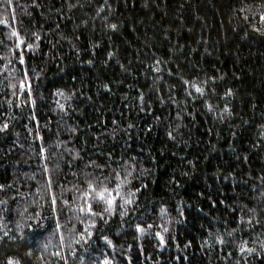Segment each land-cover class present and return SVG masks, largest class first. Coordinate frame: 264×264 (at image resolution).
<instances>
[{
  "label": "trees",
  "instance_id": "16d2710c",
  "mask_svg": "<svg viewBox=\"0 0 264 264\" xmlns=\"http://www.w3.org/2000/svg\"><path fill=\"white\" fill-rule=\"evenodd\" d=\"M37 4L0 0V19L8 21L0 24V124L9 123L0 132V184L6 186L0 189V201H5L0 215L10 235L17 236L14 241L0 239V264L10 256L20 264H63L51 255L57 250L67 264H92L100 249L70 239L72 224L80 228L75 219L62 228L61 247L58 235L49 243L52 221L35 216L37 211L50 216L49 180L58 199L63 193L72 200L69 190L82 181L81 173L100 172L85 169V164L107 163L108 153L117 160L137 158L133 175L139 179L130 178L128 190L147 185L136 194L128 215H115L95 230L113 241L114 251L108 254L114 264H128L129 259L130 264H264L259 244L255 253L238 251L242 239L249 247L264 239V218L252 227L238 221L245 205L264 206V34L251 27L254 23L264 29L252 16L262 10L257 0ZM12 28L21 36L35 32L41 37H29L34 49L22 47L23 66L9 55L10 49L15 51ZM23 67L32 76L34 106L21 104L27 97L11 87L23 78ZM185 80H207L205 95ZM57 89L64 96L54 95ZM228 89L232 95L225 97ZM225 104L231 115L220 111ZM161 207L167 210L163 215ZM30 214L32 229L24 227L20 239L15 226ZM136 223L154 227L140 235ZM156 232L164 237L162 246ZM217 234L224 236V244L215 242ZM93 241L100 243L95 236ZM43 243H48L47 251Z\"/></svg>",
  "mask_w": 264,
  "mask_h": 264
},
{
  "label": "snow or ice",
  "instance_id": "6c2138e0",
  "mask_svg": "<svg viewBox=\"0 0 264 264\" xmlns=\"http://www.w3.org/2000/svg\"><path fill=\"white\" fill-rule=\"evenodd\" d=\"M8 4L12 3V0H7ZM33 4H37V0H32ZM37 6H39L37 4ZM76 5L69 4V7H75ZM105 7L104 4L100 5V8ZM257 7H259V12H253L252 16L254 18L258 17L259 23L261 25H264V0H257ZM99 11V9H98ZM241 12L244 11L243 8L240 9ZM105 19H107L105 17ZM247 19V16L245 17ZM0 24H8L7 20L0 19ZM111 29H116V24H109L107 25ZM251 27L256 32H260L261 34H264V29L261 27H257L256 24H251ZM10 35L12 37H15V43L13 44V50H9V55H15L18 58L19 64L21 66L25 65V57L24 52L22 51V47L27 48L29 50L34 49L37 47L34 43H29L28 39L29 37H34L35 41H39L41 39L40 35H38L35 32L28 33L25 36H21L20 32L16 28H12ZM4 42L0 41V45H2ZM114 54L112 52L108 53V56L111 57ZM6 59V57H4ZM8 63H11V61H7ZM91 63V61H88ZM159 63V61H157ZM3 69H0L2 71ZM23 78L18 80L17 84L12 85L14 89H17L18 92L21 95H24L27 97L26 100L21 101V104H31L35 105V100L32 98V76L29 75V69L26 67H23L21 69ZM156 71H159V68L156 69ZM33 74L35 76H39V73H35L34 70H32ZM214 79V78H210ZM184 83L186 85H189L190 87L195 89V92L198 93L200 96L205 95V87L203 85H206L208 83L207 80L197 83L196 81H188L185 80ZM104 88H108V85L105 84L103 86ZM187 92L188 90L185 89ZM214 91V90H213ZM13 95H16V92H13ZM54 95L57 96H64V92L60 89H57ZM188 95L191 96L192 93L188 92ZM232 95V90L228 89L226 92H224V96H230ZM142 98V97H141ZM206 107L209 109V111H212L213 106L210 103L205 102ZM20 105L18 104L17 107ZM57 106L61 110H65V105L59 103L57 101ZM222 113H227L231 115L230 106L228 104H225L223 109L220 110ZM9 123L4 122L3 124H0V132L5 131L8 129ZM73 132L76 131L75 128L71 129ZM168 135L171 137L172 133L169 132ZM261 137H264V131L260 133ZM67 143V142H62ZM59 147V145H57ZM45 149L41 148V153H43ZM77 157H79V152L77 151L75 153ZM247 159V157H245ZM107 163L104 164H97L95 161H88L85 164V169H88L89 167L93 169H99L100 172L98 175L95 173H90L88 171H83L81 173V176L83 177L82 181L78 183V185H74L73 189H70L69 191H72L73 197L72 200L64 199L63 193H61V198L58 199L55 192L52 191V184L51 180L48 182V195H49V211L50 216L42 217L40 212H36V219H50L52 221V224L54 226L53 232L49 234V243L51 242V237L53 235H58L59 242L61 247L65 246V236L63 234L62 228L71 223L73 219H75L76 222L80 225V228L76 227V224L73 223L72 227L68 229L69 232L73 233V236L70 237V239L73 240V242L76 245H89L91 247L93 244H95V248L100 249V251L96 252V259L92 261V264H114L113 258L108 254V250L112 249L114 251V244L113 241L109 238L107 235H96V229L102 225H106L109 222V218L119 215L120 217H124L128 215V208L129 206H133L137 203V193L141 191V188H146L147 185L141 184L140 188H135L132 190H128V186L131 184V179H139V177H136L133 175V173L136 171V157H130L129 159L125 160L123 158L120 159H114L112 157L111 153L107 154ZM191 163V161H189ZM112 165H115L113 167ZM105 171H107V175H105ZM142 174L146 173V170L141 169ZM261 179V185L264 186V178ZM6 186L3 184H0V189H4ZM260 195L264 197V192H261ZM5 201H0V204H4ZM33 203H36V201H33ZM262 204H264V201H262ZM59 207V210L57 206ZM99 208L100 210L97 211L96 208ZM24 211L26 212L27 209L25 208ZM166 208L161 207L159 210V214L163 215L166 213ZM240 216L238 217V221L242 224H247L249 227H252L253 222L256 225L262 224V218H264V206H261L260 208L252 207L249 208L247 205L239 209ZM67 212V215L65 213ZM183 213H181L182 215ZM21 216L24 215V212L20 213ZM31 214L28 217H25L24 222L20 223L17 222L15 228L16 232L20 234V239H24V232L23 228L27 227L28 229H32V224L28 223V219H31ZM5 218L0 215V239L7 238L9 240H16L17 236L10 235L11 229L7 227L6 223H3V220ZM63 219V223H62ZM39 227L44 228L43 225H39ZM153 224H147L146 226L142 223H136L134 225L135 231L140 234L144 235L146 233H149L151 229H153ZM164 232H167L168 229L164 228ZM236 231L235 228H233L231 231H228L226 235L228 237H232L233 233ZM211 235V233H210ZM259 235V234H257ZM95 236L96 241H99L100 243H95L93 241V237ZM155 236L159 238V245L162 246L165 241L164 237L161 234V232H156ZM214 240L218 244H224L225 239L223 235H215ZM253 246H248V241L241 240L238 246V251L240 253H255L257 252V248L255 245L259 244L261 251H264V239L262 240H253L252 241ZM69 248H71V244L67 245ZM188 245H186L187 247ZM41 248L44 251H47L48 249V243L41 244ZM85 251H88V248L84 249ZM72 255L76 254V249H71ZM27 256L32 255V249L29 248L28 252L26 253ZM51 255L60 257V259L63 261V264H67V257L61 256V253L59 250L52 253ZM231 255V253L229 254ZM102 257V258H101ZM84 257H81V261H83ZM7 264H20V261L18 259H15L13 257L7 258ZM128 264H130V259L128 261Z\"/></svg>",
  "mask_w": 264,
  "mask_h": 264
}]
</instances>
